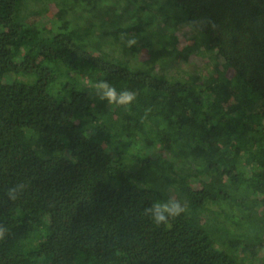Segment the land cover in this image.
<instances>
[{"label":"trees","instance_id":"trees-1","mask_svg":"<svg viewBox=\"0 0 264 264\" xmlns=\"http://www.w3.org/2000/svg\"><path fill=\"white\" fill-rule=\"evenodd\" d=\"M165 1L207 71L159 70L175 29L100 0H0V264H264V0ZM143 32L138 60L121 37ZM169 197L187 211L157 226Z\"/></svg>","mask_w":264,"mask_h":264},{"label":"rangeland","instance_id":"rangeland-1","mask_svg":"<svg viewBox=\"0 0 264 264\" xmlns=\"http://www.w3.org/2000/svg\"><path fill=\"white\" fill-rule=\"evenodd\" d=\"M87 4H90L93 0H84ZM102 5L105 8L111 9L110 11H113L115 9L118 14L116 16H120L119 13H124V17H122L121 23L125 24H132L134 22H137L138 20L142 21V26L148 29V32L153 31H163L164 25L172 26L175 29L174 38L175 46L174 50L168 54V56L161 62V64L158 66L159 70L166 71L170 74H178V73H184V72H190V73H197L199 71H207L209 69V58H203L200 59L199 57H196L194 53H190L189 57L186 59L183 57L184 49L186 47H190L193 45V33L191 34L189 31V28L187 27H181L180 19H173L170 17L168 23L164 22L162 20V16L164 15V10L160 8H168L171 7L173 3L165 0H153L155 5L152 6V4L145 3V1L142 0V3H136L134 0H100ZM141 2V0H140ZM99 4L98 6H100ZM148 5L150 6L151 11L148 9ZM173 6V5H172ZM160 7V8H159ZM146 9L148 12H146ZM57 8L55 3L51 4L49 6V9L47 13L42 16L39 13L34 14L30 19V23H39L42 25L51 26L54 20L55 12ZM161 11V12H160ZM85 12V10H81L80 8H77L74 12V14H82ZM152 12V14H151ZM112 13V12H111ZM169 13V12H167ZM166 13V17L168 16ZM154 16V18L152 17ZM170 16V15H169ZM172 16V15H171ZM119 18V17H118ZM120 21V19H119ZM150 22V23H149ZM100 31V30H98ZM145 33H139L135 38L137 39V44L132 46L134 49V56L135 59H145L146 55H149L152 52V49L147 48L145 43V38H143L142 35ZM135 35L132 33L133 36ZM145 39V40H144ZM159 38L156 35H153L151 39H148L149 41H154V47H158L159 45L156 43ZM147 41V40H146ZM106 46V45H105ZM106 49V48H105ZM128 60L132 58L130 55L126 56ZM134 59V58H133ZM133 61V60H132ZM222 69H226L225 65H221ZM230 72V70H228Z\"/></svg>","mask_w":264,"mask_h":264},{"label":"clouds","instance_id":"clouds-1","mask_svg":"<svg viewBox=\"0 0 264 264\" xmlns=\"http://www.w3.org/2000/svg\"><path fill=\"white\" fill-rule=\"evenodd\" d=\"M126 34L122 35V39L128 47H132L137 44V39L135 37L125 39ZM95 94L99 97L101 101H106L109 106L115 107H127L131 105L136 99V93L129 89H123L117 91L115 87L110 85L107 81H100L94 85ZM21 189L23 185H19ZM17 189L9 188L7 195L9 199L15 201L17 197ZM187 211V207L181 201L169 197L164 202L155 201L150 207L145 208V215L149 216L153 223L157 226L165 225L167 226L172 219H175L181 214ZM3 231H0V239L3 238Z\"/></svg>","mask_w":264,"mask_h":264}]
</instances>
